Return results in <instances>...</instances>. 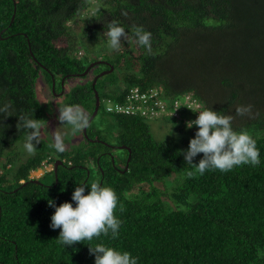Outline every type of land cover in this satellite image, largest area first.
<instances>
[{
    "label": "trees",
    "instance_id": "obj_1",
    "mask_svg": "<svg viewBox=\"0 0 264 264\" xmlns=\"http://www.w3.org/2000/svg\"><path fill=\"white\" fill-rule=\"evenodd\" d=\"M93 2L96 8L89 0H0V104L10 100L14 110L7 119L0 114V264H94L89 248L100 243L131 253L137 264H264V0ZM111 20L118 21L129 36L133 25L143 26L152 34L153 49L149 55L142 46L126 41L119 51L108 47L112 57L105 60L114 66L113 73L124 72L125 86L116 100L134 86L162 88L173 98L191 94L202 110L231 115L235 131L249 132L260 153L259 166H234L228 172L208 169L200 175L180 154L188 149L186 138L158 141L149 129L151 120L107 114L114 121L106 131L115 129V142L93 135L90 125L87 135L128 147L126 172H120L126 150L117 157L119 149L85 139V145L72 153H59L40 139L34 155L7 178L14 157L3 161L4 155L16 143L25 142L29 131L16 127L17 118L45 120L36 98L37 77L46 75L50 85L52 78L57 79L61 89V79L82 73L87 67L81 57L83 43L108 44L106 25ZM103 83L102 78L95 84L100 101L114 96L113 91L100 95L106 87ZM91 102L93 111L92 86L71 90L69 105L87 110ZM249 104L251 116L236 115L238 106ZM179 122L177 126L185 125L184 120ZM197 130L188 132L195 136ZM57 161L62 164L55 179ZM48 165L52 169L39 179L30 178L31 172ZM48 174L54 176L51 183L42 180ZM171 177L178 179L171 194L174 208L164 204L163 194L154 187ZM96 181L117 195L118 237L112 239L109 232L71 247L59 243L60 229L50 228L54 208L48 201L57 207L64 202L75 207L71 201L75 187H90ZM135 189L138 194L129 195Z\"/></svg>",
    "mask_w": 264,
    "mask_h": 264
},
{
    "label": "clouds",
    "instance_id": "obj_2",
    "mask_svg": "<svg viewBox=\"0 0 264 264\" xmlns=\"http://www.w3.org/2000/svg\"><path fill=\"white\" fill-rule=\"evenodd\" d=\"M106 27L110 49L119 51L122 41H126L142 46L147 54H152V34L143 26L133 25L132 36L128 35L118 21L111 20ZM161 90L163 91L162 88ZM252 108L251 104L238 106L235 110L236 115L251 116ZM13 111L12 101L6 100L0 104V114H3L5 119L13 116ZM58 111L57 119L61 127L70 126L73 134L82 132L90 125V114L79 104L63 105L58 108ZM233 119L231 115H223L206 107L198 111L195 120L186 122L187 128L196 127L198 129L194 138L189 140L187 151L180 153L184 156L186 164L200 175L208 169L228 172L234 166H259L261 161L256 141L247 130L235 131L232 127ZM17 120V128L22 126L29 130L25 136L24 149L28 154H34L40 143L42 130L47 123L42 119L37 120L27 115H20ZM59 128L50 133L53 140L51 146L57 152L63 153L67 145L64 141V133L59 131ZM198 154H203L202 158L197 164H193ZM186 174L192 176L193 172L187 171ZM86 189L87 194H85ZM71 201L74 202L75 207L70 202L61 203L57 207L54 201H48V206L54 208V214L50 218V228L60 229L57 239L59 243L71 247L84 240L91 241L93 237H99L101 234L108 236L109 232L112 239L118 237L121 221L114 215L118 198L111 187L101 186L99 181L91 183L90 187L88 185L76 186ZM120 211H123L122 205H120ZM89 253L95 257L94 264H137V258L131 253L118 251L103 243L89 248Z\"/></svg>",
    "mask_w": 264,
    "mask_h": 264
},
{
    "label": "rangeland",
    "instance_id": "obj_3",
    "mask_svg": "<svg viewBox=\"0 0 264 264\" xmlns=\"http://www.w3.org/2000/svg\"><path fill=\"white\" fill-rule=\"evenodd\" d=\"M89 3H91V8H96L97 5L94 4L93 0H89ZM81 30V29H80ZM79 30V31H80ZM78 31V32H79ZM83 50L81 53V57H83L82 61L83 63L86 64L87 67L90 66L91 63H93L94 59H99L102 61H106L105 57H112L109 50H108V44L99 42L97 44L95 43H83ZM77 47V46H76ZM80 48V46L77 47ZM82 49V48H81ZM87 56V57H85ZM97 61V60H96ZM86 67V68H87ZM85 68V69H86ZM106 68L103 67L102 65L99 67H96L95 70H90L85 76L86 78L82 79L79 77H69L68 79L65 80L63 89H59V81L56 79V85H55V91L54 93L52 92L51 85L49 82H47V76L44 74H39L35 81V92H36V98L41 106L43 112H44V117L47 126L42 130L41 133V139L52 149H55L52 147V136L51 132L54 131L56 128L60 127L58 130L64 133V141L65 144L67 145V148L64 152L67 153H72V151L78 149L79 147H82L85 145V138L82 134V132H78L76 134H73L71 132L70 126H62L59 123L57 117L59 115L58 108L62 107L63 105H69L70 103V94L71 90L76 88V87H84V88H89V86L92 85L93 80L95 77H97L100 72H105ZM124 72L123 71H115L113 73H110L109 75H105L103 77H100L98 79L103 78V83L104 86H106L104 89H101L100 95L102 96L103 93H112L113 95H110V98L112 100H115L118 97V93L122 91V89L125 86L124 79H123ZM185 95V94H183ZM182 95V96H183ZM180 96V97H182ZM104 99L100 101V109L94 118V120L90 124L89 130L92 131L93 135L96 133L100 134V136L110 143L115 142V139L113 136H116L115 129H112L113 135L110 133L111 130L106 131V129L109 126L110 123H112L114 120L111 118V116L105 114L104 112ZM85 108V107H83ZM92 108V102L88 104L87 106V112L89 114L92 113L91 111ZM187 116V117H186ZM170 121H162V122H157V121H151L148 122V125H150V131L154 139L158 141H164V142H169L173 143L176 141H180V138H186V140L189 143V140L194 138L192 133L188 132V128L186 127V122L192 121V119H195L194 115H187V114H174L172 113ZM188 118V120H187ZM184 120V124L181 127L177 126L179 124V121ZM173 121H176V124H173ZM108 126V127H107ZM176 127V128H175ZM184 132V133H183ZM112 145V144H111ZM115 145V144H114ZM122 153L120 150L115 151V155L117 157H122ZM34 154H28L26 150L24 149V142H19L16 143L13 147L9 148L3 158V161H6V159L10 157H14L13 165H11V168L5 172L7 175V178H12V175L14 174L17 166L20 163L25 162V160L28 157L33 156ZM56 157V155H53V157ZM52 165H48L45 168L36 170L31 172L30 178L31 179H39L41 175L45 172V170H51ZM53 175H45L42 180L46 183H51L53 180ZM97 179L96 174H94V180ZM177 177H171L168 179H165L163 182H158L154 183V187L160 191L162 196V201L168 208H174L175 203L171 199V194L173 192V189L178 185ZM148 185H143L142 188L144 190H149ZM139 190H133L132 192L129 193V195H135L138 194Z\"/></svg>",
    "mask_w": 264,
    "mask_h": 264
},
{
    "label": "built area",
    "instance_id": "obj_4",
    "mask_svg": "<svg viewBox=\"0 0 264 264\" xmlns=\"http://www.w3.org/2000/svg\"><path fill=\"white\" fill-rule=\"evenodd\" d=\"M104 103L106 114L139 116L148 120H170L172 113L194 115L196 119L198 111L202 110L201 104L191 94L168 98L161 89L153 87L141 89L134 86L125 92L122 100L105 99Z\"/></svg>",
    "mask_w": 264,
    "mask_h": 264
},
{
    "label": "water",
    "instance_id": "obj_5",
    "mask_svg": "<svg viewBox=\"0 0 264 264\" xmlns=\"http://www.w3.org/2000/svg\"><path fill=\"white\" fill-rule=\"evenodd\" d=\"M14 15H15V9H14V12H13V15H12V18H11L12 21H13ZM97 65H107V66H109V70H107L105 72H102V73L100 72V74L97 77L94 78L93 83L91 85L92 88H93V94H94V109H93L92 113L90 114V118H91L90 119V124L94 120V118L96 117V115L98 113V110H99V106H100V97H99L98 91L95 89V84H96L98 78L103 77L105 75H109L110 73H112V71L114 69V66L111 65V64H109L106 61H102V60H100V61H94L82 73L67 75L61 81V88L63 89V83H64L65 78H67V77H79V78L85 77V75L93 67H95ZM51 88H52V92L54 93V91H55V81H54L53 78H52ZM87 128L82 131V134H83L84 138L87 139V141H89L90 143L91 142H99V143H102L105 147L112 148V149L126 150L128 152V157H127V160H126L125 167H124V169L122 171H120L121 173L126 172L127 169H128V163L130 161V156H131L130 149L128 147H126V146H112V145H110V144H108V143H106L104 141L91 139L87 135ZM112 163H113V160H112ZM61 164H62L61 161H57V162L54 163L53 172L55 174V179H56L57 167H58V165H61ZM31 182L36 183V184L39 183L37 180H31Z\"/></svg>",
    "mask_w": 264,
    "mask_h": 264
},
{
    "label": "flooded vegetation",
    "instance_id": "obj_6",
    "mask_svg": "<svg viewBox=\"0 0 264 264\" xmlns=\"http://www.w3.org/2000/svg\"><path fill=\"white\" fill-rule=\"evenodd\" d=\"M108 62V61H107ZM110 64V63H109ZM103 67H105L106 69V71L107 70H109V66H107V65H102ZM55 81V80H54ZM61 81H62V79L60 80V83H61ZM65 81V80H64ZM55 85H56V82H55ZM63 86H64V84H63ZM99 111V110H98ZM102 141V140H101ZM111 145V144H110ZM108 155H109V157H111L112 155H111V153H107ZM113 158V157H112Z\"/></svg>",
    "mask_w": 264,
    "mask_h": 264
}]
</instances>
